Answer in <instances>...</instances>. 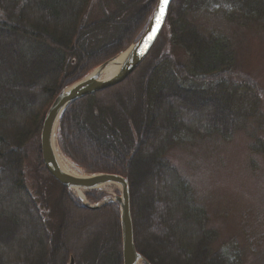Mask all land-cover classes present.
Instances as JSON below:
<instances>
[{
    "label": "trees",
    "instance_id": "trees-1",
    "mask_svg": "<svg viewBox=\"0 0 264 264\" xmlns=\"http://www.w3.org/2000/svg\"><path fill=\"white\" fill-rule=\"evenodd\" d=\"M156 1L113 0L88 22L94 0H0V264H124L119 205L86 206L48 171L39 136L57 95L138 40ZM225 19L264 20V0H173L143 62L59 122L65 157L129 179L135 245L151 264H245L238 241L214 247L209 211L168 158L188 136L229 140L254 100L255 84L237 80L235 51L214 25Z\"/></svg>",
    "mask_w": 264,
    "mask_h": 264
},
{
    "label": "rangeland",
    "instance_id": "rangeland-1",
    "mask_svg": "<svg viewBox=\"0 0 264 264\" xmlns=\"http://www.w3.org/2000/svg\"><path fill=\"white\" fill-rule=\"evenodd\" d=\"M112 1L94 0L87 15L88 22L99 21L112 12L115 9ZM214 23L210 22V25ZM214 25L226 35L235 51L236 67L233 70L238 74L237 80L241 81V76L250 78L257 92L254 100L245 102L241 107L237 128L229 140L220 136H188L182 144L169 151L168 158L190 181L196 199L209 211L210 225L219 231L214 247L236 240L247 249L245 264H264V20L239 25L225 19ZM133 43L117 55L126 52ZM166 47L168 52H172L169 45ZM175 52L179 60L183 52ZM37 143L35 141L30 146L27 159L32 173L38 160ZM255 144H258L257 147ZM73 164L80 170L78 172L92 174ZM72 192L83 203L95 205L120 195L121 186L113 184L104 189L84 190L85 198L74 189ZM89 193L99 199L93 200ZM73 222L77 223V219L73 218ZM80 231L84 233L83 225L78 228ZM256 246V252L251 251Z\"/></svg>",
    "mask_w": 264,
    "mask_h": 264
},
{
    "label": "water",
    "instance_id": "water-1",
    "mask_svg": "<svg viewBox=\"0 0 264 264\" xmlns=\"http://www.w3.org/2000/svg\"><path fill=\"white\" fill-rule=\"evenodd\" d=\"M172 2L173 0H168V3L163 5L162 0L157 1L145 31L141 37L128 48V54L115 76L108 80L101 79L104 69L119 55L99 65L85 78L65 87L49 107L40 134L41 153L46 168L67 188L88 190L97 189L103 184H119L121 186V194L115 195L114 200L109 199L107 202H117L121 209L124 264H151L137 251L135 245L129 179L120 174L106 172L77 176L63 170L57 160V152L54 146L55 135L60 118L70 104L88 94L103 90L123 81L143 62L157 42L164 28ZM161 13H163V15H161ZM107 202L88 206L98 207ZM70 264H75L74 258L71 259Z\"/></svg>",
    "mask_w": 264,
    "mask_h": 264
},
{
    "label": "bare ground",
    "instance_id": "bare-ground-1",
    "mask_svg": "<svg viewBox=\"0 0 264 264\" xmlns=\"http://www.w3.org/2000/svg\"><path fill=\"white\" fill-rule=\"evenodd\" d=\"M128 51L121 53V55H119L114 61H112L103 71L102 80H108L110 78H112L113 76H115L117 74V72L120 70L121 65L125 59V57L127 56ZM55 151L57 152V160L59 165L61 166V168L69 173H72L74 175H84V173L78 172L77 167L73 164V162H71L70 160H68L61 152L60 149L58 147L57 144V140L55 137ZM80 171V170H79ZM113 185V184H112ZM111 184H103L101 185L99 188L100 189H104L107 186H112ZM117 186H119V184H115ZM75 192L81 196L82 198H85V193L84 190L81 188H74Z\"/></svg>",
    "mask_w": 264,
    "mask_h": 264
},
{
    "label": "snow or ice",
    "instance_id": "snow-or-ice-1",
    "mask_svg": "<svg viewBox=\"0 0 264 264\" xmlns=\"http://www.w3.org/2000/svg\"><path fill=\"white\" fill-rule=\"evenodd\" d=\"M163 5H166L168 3V0H162ZM163 15V13H161Z\"/></svg>",
    "mask_w": 264,
    "mask_h": 264
}]
</instances>
